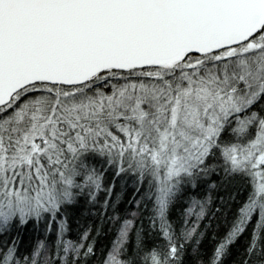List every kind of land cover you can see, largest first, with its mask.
<instances>
[{"label": "snow or ice", "instance_id": "snow-or-ice-1", "mask_svg": "<svg viewBox=\"0 0 264 264\" xmlns=\"http://www.w3.org/2000/svg\"><path fill=\"white\" fill-rule=\"evenodd\" d=\"M0 264H264V0H0Z\"/></svg>", "mask_w": 264, "mask_h": 264}, {"label": "trees", "instance_id": "trees-1", "mask_svg": "<svg viewBox=\"0 0 264 264\" xmlns=\"http://www.w3.org/2000/svg\"><path fill=\"white\" fill-rule=\"evenodd\" d=\"M128 207L127 204L122 205V209ZM115 231L114 229L112 231L105 230V233L99 237L97 248L99 251H105L107 246L110 244L111 240L114 238ZM212 244V238L211 236H208L205 240V246L210 248Z\"/></svg>", "mask_w": 264, "mask_h": 264}]
</instances>
